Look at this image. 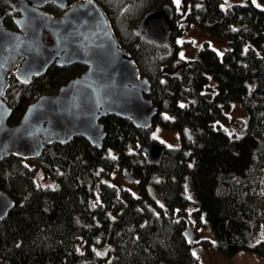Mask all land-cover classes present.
<instances>
[{
	"label": "trees",
	"instance_id": "16d2710c",
	"mask_svg": "<svg viewBox=\"0 0 264 264\" xmlns=\"http://www.w3.org/2000/svg\"><path fill=\"white\" fill-rule=\"evenodd\" d=\"M14 1L0 0V10ZM103 1L114 6L111 15L98 3L119 45L150 81L147 97L157 108L152 126L142 130L107 115L101 119L100 149L76 137L46 146L37 158H4L0 190L14 206L0 222V264H204L192 255L184 219L175 215L187 203V189L196 224L204 215L216 250L228 256L247 250L264 258V239L253 243L264 225V8L250 0L226 8L224 0H186L180 24L175 14L168 43L158 47L138 39L134 30L147 11L173 6V0ZM44 10L61 13L53 4ZM15 15L10 10L4 20L11 29ZM191 24L226 39L229 48L218 54L203 46L195 59L180 57L175 40ZM83 70L53 64L28 85L11 75L4 96L9 124L18 123L39 96L55 93ZM208 77L217 83L215 93L203 91ZM233 102L247 113L239 136L213 124ZM154 126L181 134L180 147L166 149L157 166L146 164L142 153V146L152 143ZM38 169L54 185H37ZM122 169L138 178L140 196L101 183L103 175ZM149 184L156 189V203L147 197Z\"/></svg>",
	"mask_w": 264,
	"mask_h": 264
},
{
	"label": "water",
	"instance_id": "95a60500",
	"mask_svg": "<svg viewBox=\"0 0 264 264\" xmlns=\"http://www.w3.org/2000/svg\"><path fill=\"white\" fill-rule=\"evenodd\" d=\"M53 4L63 13L54 16L44 10ZM12 10L15 29L4 23ZM174 8L165 4L147 11L134 34L156 46L168 43L173 31ZM80 65L84 70L55 93L43 94L29 104L14 125L11 108L4 100L11 75L21 84L44 76L51 65ZM150 81L142 77L131 56L119 45L110 22L94 0H15L0 10V162L14 155L33 159L52 143L66 144L76 137L100 149L105 138L101 119L116 115L134 127L148 130L157 108L147 97ZM184 134L192 140L191 133ZM165 148L156 143L142 146L146 164H160ZM129 182L135 177L125 171ZM151 203L158 200L154 185L146 186ZM13 200L0 190V222L13 208ZM152 205H150L151 207ZM193 242L191 227L186 229Z\"/></svg>",
	"mask_w": 264,
	"mask_h": 264
},
{
	"label": "rangeland",
	"instance_id": "374dc122",
	"mask_svg": "<svg viewBox=\"0 0 264 264\" xmlns=\"http://www.w3.org/2000/svg\"><path fill=\"white\" fill-rule=\"evenodd\" d=\"M100 5L108 10L111 15L114 11L109 4L103 0H96ZM123 0H120L121 3ZM125 1V0H124ZM255 5L264 8V0H250ZM246 0H224L221 3L223 8L233 4V3H244ZM176 8L174 7L175 14H177L176 21L180 24L183 9L186 8L187 2L184 0H173ZM176 43L181 46L180 57L186 59H195L198 55L199 50L203 46H208L209 48L215 50L218 54H222L225 50L229 48L226 39L217 38L211 36L206 31L200 29L196 24H191L186 28L184 34L176 38ZM204 92L215 93L217 91L216 81L208 77L207 85L205 86ZM247 118L246 111L241 107L238 102H233L230 104L228 110L225 113V117L218 120L217 123H213L214 126L219 127L225 133L232 136L241 135L243 124ZM149 137L153 143L163 146L165 149H175L179 148L181 145V134L178 130H166L159 126H154L149 134ZM35 175V181L37 185L41 187H47L54 185L53 180H49L42 175L41 169H38ZM125 171L127 169H122L121 171H112L103 175L101 183H106L113 186L119 194L122 191H128L132 196H140V189L137 180L129 182L125 177ZM130 172V171H129ZM132 174V172H130ZM135 176L134 174H132ZM99 189V188H97ZM187 203L183 208H176V217H181L184 219L185 230L187 227H191L194 234V242L191 245V253L193 256L198 258L204 264H264V258L250 252L247 250H240L233 256H228L215 249L216 238L210 229L209 224L206 221L204 215H199V225L196 224L195 211L196 205L190 190L186 191ZM260 208L264 212V197L260 199ZM186 234V232H185ZM187 238V234H186ZM264 239V225L255 237L253 243H258ZM204 242L206 243L204 245ZM81 247V246H80ZM82 248V247H81ZM100 252V251H99ZM102 253V252H100Z\"/></svg>",
	"mask_w": 264,
	"mask_h": 264
},
{
	"label": "flooded vegetation",
	"instance_id": "af4514ba",
	"mask_svg": "<svg viewBox=\"0 0 264 264\" xmlns=\"http://www.w3.org/2000/svg\"><path fill=\"white\" fill-rule=\"evenodd\" d=\"M184 1H186V0H184ZM48 5V4H47ZM172 6V5H171ZM173 8L175 7L176 8V6H175V4L173 3V6H172ZM63 13V10H61V13H60V15ZM135 177V176H134ZM135 179L137 180V182H138V178L137 177H135ZM134 179V180H135ZM187 229V228H186ZM186 234H187V232H186ZM187 239H188V237H187ZM193 242H194V234H193ZM192 242V243H193Z\"/></svg>",
	"mask_w": 264,
	"mask_h": 264
}]
</instances>
